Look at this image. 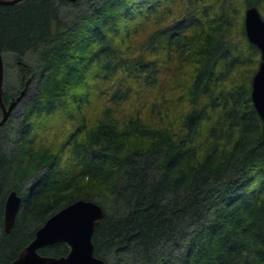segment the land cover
I'll use <instances>...</instances> for the list:
<instances>
[{"label":"trees","instance_id":"16d2710c","mask_svg":"<svg viewBox=\"0 0 264 264\" xmlns=\"http://www.w3.org/2000/svg\"><path fill=\"white\" fill-rule=\"evenodd\" d=\"M81 1L0 4V52L22 79L3 99L28 97L8 134L10 118L0 128V264L79 199L104 210L92 240L106 264H264V131L252 100L261 53L240 11L264 0ZM163 55L180 73L191 67L181 106L158 125L139 113L121 121L113 105L156 87ZM91 85L113 104L93 123L83 113ZM57 115L72 130L57 149L37 144L42 119ZM12 191L22 203L6 233ZM69 252L66 242L39 250Z\"/></svg>","mask_w":264,"mask_h":264},{"label":"water","instance_id":"95a60500","mask_svg":"<svg viewBox=\"0 0 264 264\" xmlns=\"http://www.w3.org/2000/svg\"><path fill=\"white\" fill-rule=\"evenodd\" d=\"M22 0H0V4H13ZM76 1V0H72ZM245 29L249 41L256 45L261 53V61L252 82V100L263 121L264 131V18L257 7L246 9ZM4 64L0 52V105L3 116L0 126L7 122L11 112L23 98L25 92L6 105L3 99ZM22 197L16 192L9 193L5 205V231L10 233ZM104 217L102 207L92 201L79 199L53 214L36 231L35 238L19 253L10 264H106L105 260L95 256L93 234ZM58 242H66L70 252L66 256H44L39 250Z\"/></svg>","mask_w":264,"mask_h":264},{"label":"rangeland","instance_id":"374dc122","mask_svg":"<svg viewBox=\"0 0 264 264\" xmlns=\"http://www.w3.org/2000/svg\"><path fill=\"white\" fill-rule=\"evenodd\" d=\"M81 3V7H85V4L89 3V1L82 0ZM245 10L246 8L244 7L240 8V11L243 12L241 13V15H245ZM260 12L264 17V8L261 9ZM71 13L72 12L68 8L64 9V14L66 17L70 18ZM35 60L36 54H31L28 56L27 62L33 65ZM161 60L163 66V74L161 76L159 84L151 89H145L141 86H135L133 89L134 93L132 97L126 102L113 105L109 101L111 90L110 93H108L109 89H106L105 87L106 90L103 89L102 91L105 90V92L103 93L102 91H99L97 89L98 85H91L90 101L86 106L83 107V113L86 114L89 122H95L102 116L103 111L107 106L113 105L115 115L121 121H125L136 113H139L150 125L154 126L161 124L158 123V121L160 120L159 118L165 115L169 106H181V103L177 100V98H179L178 96L183 93L184 90L189 88L188 85L191 82L189 76L190 72L192 71L191 67L186 65V67H184L183 69L184 72L180 73L179 68H181V65L178 61L169 63L167 62V60H165L164 55L161 57ZM3 61L5 71L3 91L11 93V95L13 96V94H16L18 90H22V79L20 76L19 68L17 63L11 56H6ZM117 86V82H115L113 84V90H115ZM33 89L34 85L32 86V90ZM81 91L85 92V88H81ZM22 99L18 102L19 104L17 108L9 116L11 123L8 124L5 129L7 134L8 129H11V126L14 125V122H17L20 119L21 112L26 106L28 97H24V99ZM172 111L173 110H171L170 112ZM2 116L3 115L1 114L0 120ZM42 122L47 126V131L36 136V143L43 144L50 147L51 149H57L58 147H60L68 132H70L73 128V124L69 121V119L60 115L49 117L48 122H46V118H43ZM3 125H1L0 128Z\"/></svg>","mask_w":264,"mask_h":264}]
</instances>
